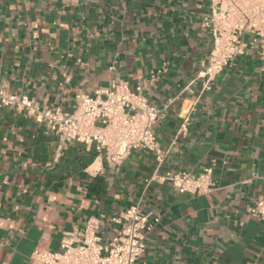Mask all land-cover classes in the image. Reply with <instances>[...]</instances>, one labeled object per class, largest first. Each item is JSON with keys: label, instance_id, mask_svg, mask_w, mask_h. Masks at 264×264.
Wrapping results in <instances>:
<instances>
[{"label": "crops", "instance_id": "1", "mask_svg": "<svg viewBox=\"0 0 264 264\" xmlns=\"http://www.w3.org/2000/svg\"><path fill=\"white\" fill-rule=\"evenodd\" d=\"M209 14V0H0V88L43 108L73 111L79 94L135 90L166 69L144 92L163 109L161 164L138 150L117 166L98 156L84 166L81 147L93 148L60 144L35 117L0 108V264H37L35 252H60L92 219L108 243L121 229L113 218L138 204L160 219L142 264H264V222L248 212L264 199V40L247 35L246 54L211 91L190 85L209 59ZM207 167L208 194L161 181Z\"/></svg>", "mask_w": 264, "mask_h": 264}, {"label": "built area", "instance_id": "2", "mask_svg": "<svg viewBox=\"0 0 264 264\" xmlns=\"http://www.w3.org/2000/svg\"><path fill=\"white\" fill-rule=\"evenodd\" d=\"M209 2L210 14L203 21L212 43L209 59L190 83L202 81L203 91H211L212 83L225 69L246 54L247 35L264 40V0ZM165 73L166 69L157 70L148 84L135 90L120 82L96 91L94 96L79 94L73 111L43 108L27 95L0 88V108H13L35 117L60 144L91 147L110 165H120L138 150L156 154L161 164L164 153L154 128L163 109L154 106L144 92L146 85H155ZM212 176L213 167H207L199 175L167 172L161 181L179 193L208 194L214 190ZM248 212L264 222V199ZM112 221L121 229L108 243L103 242L100 220L92 219L84 230L63 236L60 252L37 251L34 260L37 264H142L147 236L160 219L144 212L138 204Z\"/></svg>", "mask_w": 264, "mask_h": 264}, {"label": "trees", "instance_id": "3", "mask_svg": "<svg viewBox=\"0 0 264 264\" xmlns=\"http://www.w3.org/2000/svg\"><path fill=\"white\" fill-rule=\"evenodd\" d=\"M81 151H83V153L82 154H79V156L82 159H86L87 160L84 163V166H86L90 161H92L93 159H95L98 156L97 153L94 150H92V149L89 152H87V151L85 152V148L84 147H81ZM68 155H69L68 158H70L71 152H69ZM72 155H74V154H72ZM79 156L78 157L75 156V158L79 159L80 158Z\"/></svg>", "mask_w": 264, "mask_h": 264}]
</instances>
